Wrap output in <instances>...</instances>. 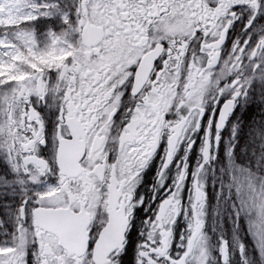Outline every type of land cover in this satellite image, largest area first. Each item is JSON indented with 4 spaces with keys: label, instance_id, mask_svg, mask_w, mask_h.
<instances>
[{
    "label": "snow or ice",
    "instance_id": "1",
    "mask_svg": "<svg viewBox=\"0 0 264 264\" xmlns=\"http://www.w3.org/2000/svg\"><path fill=\"white\" fill-rule=\"evenodd\" d=\"M237 6L250 10L245 30L264 12V0H0V264H122L143 204L136 188L162 141L160 186L181 146L184 156L141 222L134 264H215L207 175L237 105H264V26L224 54ZM252 144L264 145V112ZM213 183L264 252V163L233 159ZM217 251L231 264L222 236Z\"/></svg>",
    "mask_w": 264,
    "mask_h": 264
},
{
    "label": "flooded vegetation",
    "instance_id": "2",
    "mask_svg": "<svg viewBox=\"0 0 264 264\" xmlns=\"http://www.w3.org/2000/svg\"><path fill=\"white\" fill-rule=\"evenodd\" d=\"M239 10L243 12L240 17L234 21L232 27L229 29L228 39L225 41V52L231 49L233 40L240 37L241 42L244 38L248 36L250 32L253 33L252 40L256 39V33L254 29L257 26H264V12L257 15L256 20L253 21V25L248 29H244L247 23L250 10H246L242 6H237ZM252 41H250L251 43ZM130 95V89L125 92L124 100L126 103L122 104L120 110L115 116L116 126H121L122 117L125 115V107H127L128 97ZM257 101L256 104L252 103L251 97L247 106L237 105L232 116L229 117L228 123L225 128L221 131V141L219 154L217 161L213 163L216 165L215 171L209 170L207 175V191H208V203H207V226L214 227V234H208L209 242L212 246V255L217 257L215 264H218L219 253L217 251V246L220 243V237L228 241L229 249L233 253L231 264H242L240 254L237 250V244L242 240L245 244V255L248 257L250 264H264V252L258 251L253 244V237L249 236L247 233V227L241 219L240 228L236 229L229 217V211L227 204L221 200L217 203V193L214 186V181L219 183L225 178L228 166L232 164L233 159L239 160L241 162H250L253 166H259L264 163V156H261L259 149L264 148V145L259 147H253L252 135L254 133V126L260 123V116L264 112V105H259ZM211 108V106H210ZM210 111V109H209ZM209 112L205 114V121ZM233 123L237 124L239 130L237 131L235 140L239 141L235 146V156H227V148L234 143L232 138V126ZM52 123L49 122V128L51 129ZM115 132V128L113 130ZM203 127L196 134L197 143L193 146L190 154L188 155V163L190 170L197 163L199 153L198 148L200 144V136L203 134ZM165 152V142L162 141L157 149L156 154L153 156L148 165L144 168L141 173V179L136 188L137 198L143 197V204L140 205L136 210V219L133 221V229L128 234V247L124 254L122 264H134L135 256V245L141 239L139 236V229L141 222L145 217L154 215L155 209L159 202L165 197L166 189L172 184V181L177 172L176 162L184 156V148L181 146L180 150L177 152L172 163L165 170V180L163 186H160L158 181V173L162 164V160ZM217 207L218 210L215 208ZM186 227L185 220L183 216L179 217L175 224V235L176 240L173 242V251L179 249L176 248V244L179 241L182 230Z\"/></svg>",
    "mask_w": 264,
    "mask_h": 264
},
{
    "label": "rangeland",
    "instance_id": "3",
    "mask_svg": "<svg viewBox=\"0 0 264 264\" xmlns=\"http://www.w3.org/2000/svg\"><path fill=\"white\" fill-rule=\"evenodd\" d=\"M252 138H254V133H253V135H252ZM215 209L218 210L217 207H216ZM213 232H214V227H213V226H210V227L207 226L206 233H207V234H214ZM210 245H211V244H210Z\"/></svg>",
    "mask_w": 264,
    "mask_h": 264
}]
</instances>
